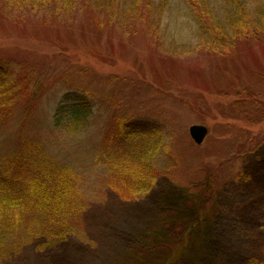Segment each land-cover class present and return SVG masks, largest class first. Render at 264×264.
Masks as SVG:
<instances>
[{"label": "rangeland", "instance_id": "374dc122", "mask_svg": "<svg viewBox=\"0 0 264 264\" xmlns=\"http://www.w3.org/2000/svg\"><path fill=\"white\" fill-rule=\"evenodd\" d=\"M113 1L55 13L0 0V59L18 90L0 117V161L21 140L39 142L44 159L70 166L87 204L83 234L47 247L38 239L4 264H166L192 224L196 239L174 264H193L189 249L201 264L262 259L264 28L255 35L252 13L262 0L234 4L241 38L226 36V0ZM217 15L216 35L206 22ZM73 88L88 93L94 113L71 134L53 116ZM138 119L163 128L147 195L129 190L121 164L110 170L101 151L118 142V124ZM193 124L209 129L201 145ZM213 221L222 233L203 253L199 233Z\"/></svg>", "mask_w": 264, "mask_h": 264}, {"label": "trees", "instance_id": "16d2710c", "mask_svg": "<svg viewBox=\"0 0 264 264\" xmlns=\"http://www.w3.org/2000/svg\"><path fill=\"white\" fill-rule=\"evenodd\" d=\"M5 1L20 7H23L22 4L28 5L34 11L48 9L55 13L59 10V4L75 10L79 6L87 7L89 1L95 3L94 0ZM96 1L100 5L102 0ZM111 1L114 4L113 0H103L105 6L111 5ZM199 4L202 9H207L203 6L204 2ZM234 4L244 7L240 0L237 2L226 0L225 6L226 8L228 6V10H224L226 18L222 21L225 22L223 28L228 33L227 37L230 31H235L236 37L241 38L243 35L239 30L244 28L238 26L241 11L238 13V8ZM252 13L254 33L257 35L258 30L264 28V0ZM206 24L211 29H216L218 25L222 26L221 19L218 20L215 16H210ZM220 29L221 27L216 29V35ZM226 36L225 33L219 35L223 41H228ZM9 67L7 62L0 59V109L8 108L6 114L0 112V117L8 115L9 110L16 106L14 101H18L17 85ZM262 95L264 91L261 90L258 97L260 96L261 99ZM62 98L53 116V126L71 134L83 131L90 125L94 113L88 93L73 88L69 89ZM151 123L153 126L150 121L138 119L118 124L117 130L111 135L113 138L116 136L118 142L110 144L111 141H108L104 150H101L105 156V164L112 166L110 170H115L121 164L120 175L124 177L127 188L139 195L141 193L147 195L154 186L157 169L153 159H156L164 143L162 126L153 121ZM19 143V148H16L12 155L10 154L3 162L0 161V264L14 258L15 254L23 252L24 248L31 246L38 239H43L42 247L55 246L84 233L83 213L87 204L79 199L78 183L70 166L44 159L45 153L39 142L21 140ZM215 223L216 221H213L211 226H207L204 232L199 233L203 253L209 239L214 240L215 233H222ZM196 226L197 224H192L187 228L183 242H174L166 264H174L179 253L188 249L189 238L196 239ZM262 250V259L254 256L247 260L246 264H264V248ZM192 252L189 249V254L187 253L190 261L193 264H201L197 263L200 259L195 258Z\"/></svg>", "mask_w": 264, "mask_h": 264}, {"label": "water", "instance_id": "95a60500", "mask_svg": "<svg viewBox=\"0 0 264 264\" xmlns=\"http://www.w3.org/2000/svg\"><path fill=\"white\" fill-rule=\"evenodd\" d=\"M209 129L206 125L193 124L189 129L190 135L193 137L196 144H203L204 140L208 136Z\"/></svg>", "mask_w": 264, "mask_h": 264}, {"label": "bare ground", "instance_id": "6f19581e", "mask_svg": "<svg viewBox=\"0 0 264 264\" xmlns=\"http://www.w3.org/2000/svg\"><path fill=\"white\" fill-rule=\"evenodd\" d=\"M242 2V1H241ZM231 5V4H230ZM225 12V11H224ZM209 135V134H208Z\"/></svg>", "mask_w": 264, "mask_h": 264}]
</instances>
